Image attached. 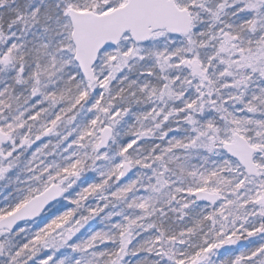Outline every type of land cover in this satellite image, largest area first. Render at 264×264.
Segmentation results:
<instances>
[{
  "label": "snow or ice",
  "instance_id": "1",
  "mask_svg": "<svg viewBox=\"0 0 264 264\" xmlns=\"http://www.w3.org/2000/svg\"><path fill=\"white\" fill-rule=\"evenodd\" d=\"M0 264H264V0H0Z\"/></svg>",
  "mask_w": 264,
  "mask_h": 264
}]
</instances>
